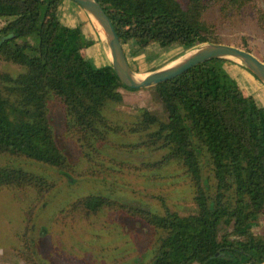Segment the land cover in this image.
<instances>
[{
	"label": "trees",
	"instance_id": "1",
	"mask_svg": "<svg viewBox=\"0 0 264 264\" xmlns=\"http://www.w3.org/2000/svg\"><path fill=\"white\" fill-rule=\"evenodd\" d=\"M96 1L121 45L132 41L139 50L150 44L184 51L223 44L217 27L206 20L212 8L224 23L251 14L264 32V12L255 0ZM61 2L0 0V39L6 37L0 44V157L7 159L0 164V190L31 191L40 203L56 189L55 180L22 169V161L61 177L82 176L56 142L49 119L55 103L64 136L77 143L88 167L85 175H108L104 160L122 163L101 151L111 136L133 138L119 149L163 152L145 166H175L191 188L193 206L182 214L161 198L156 210L90 193L63 207L64 217L89 222L117 212L143 224L150 231L151 255L137 264H264V235L253 230L264 223V107L244 96L224 72L222 65L232 63L208 61L149 89L162 115L140 107L131 120L114 122L107 112L123 105L120 89L135 90L124 87L111 66L96 68L82 56L94 41L81 24L68 28L60 23ZM241 49L251 53L245 42ZM34 206L24 213L21 248L15 250L23 264H42L28 237Z\"/></svg>",
	"mask_w": 264,
	"mask_h": 264
},
{
	"label": "rangeland",
	"instance_id": "2",
	"mask_svg": "<svg viewBox=\"0 0 264 264\" xmlns=\"http://www.w3.org/2000/svg\"><path fill=\"white\" fill-rule=\"evenodd\" d=\"M255 3L264 12V0H255ZM206 20L217 27L223 44L241 48V42H245L251 53L264 61V32L255 25L251 14L224 23L218 10L212 8L207 13ZM2 25L0 20V28ZM94 31L98 36L99 31L95 27ZM105 48L108 52L106 46ZM86 54L94 55L100 64L103 63L104 59L101 55L98 57L94 49L84 51L85 59ZM154 55L151 57H155ZM88 61L92 63V60ZM94 62L92 64L95 67H101ZM227 64H223L222 69L235 81L243 95L253 97L258 106L264 107L263 85L246 70ZM120 93L123 105L110 107L107 112L112 121H129L140 107L162 115V106L152 90L132 92L120 89ZM49 119L58 146L70 164L82 172V176L61 177L36 163H19L26 171L49 176L55 180L57 187L40 203L35 202V195L31 191L0 190V264H23L16 257L15 250L21 248L19 241L25 228L24 213L34 205L33 222L30 224L28 237L38 263L137 264L138 260H148L151 255L148 246L150 231L143 224L117 212L100 215L89 222L80 221L70 215L64 217L61 210L80 196L98 193L130 206L156 210L161 208V198L169 207L187 214L193 206L191 188L186 179L175 166L161 170L146 167L145 164L158 161L163 152H127L119 149V146L131 144L134 139L118 136H111L109 143L101 151L107 158L122 163L112 165L104 160L103 165L108 168V175L103 174L104 176L95 179L88 177L85 175L88 167L81 158L77 143L64 136L61 111L55 103L49 106ZM5 163L7 159L0 157V164ZM253 230L257 235H264V223L258 222Z\"/></svg>",
	"mask_w": 264,
	"mask_h": 264
},
{
	"label": "water",
	"instance_id": "3",
	"mask_svg": "<svg viewBox=\"0 0 264 264\" xmlns=\"http://www.w3.org/2000/svg\"><path fill=\"white\" fill-rule=\"evenodd\" d=\"M76 4L99 31L98 37L105 43L111 68L119 82L129 90H147L180 76L184 72L208 61L223 60L242 67L264 87V62L254 54L239 47L225 44H201L186 50L168 66L140 77L127 63L123 47L104 10L96 0H69ZM100 29H98V28ZM6 37L0 39V44ZM218 257L215 255L214 258ZM221 258L223 255L220 256Z\"/></svg>",
	"mask_w": 264,
	"mask_h": 264
},
{
	"label": "crops",
	"instance_id": "4",
	"mask_svg": "<svg viewBox=\"0 0 264 264\" xmlns=\"http://www.w3.org/2000/svg\"><path fill=\"white\" fill-rule=\"evenodd\" d=\"M71 3L72 2L69 0H62L58 9V19L60 23L68 28H74L81 24L84 35L94 41V44L88 49H94V51L97 52V56L99 57L101 55L104 60L103 63L100 64L99 59L94 58V55L91 56L90 54H86V59L92 60V63L95 61V65L101 67L109 66L110 62L106 48L100 38L96 36L91 22L77 5ZM122 47L128 65L134 73L140 77H146L149 74L168 66L185 52L181 46L176 45L167 49H162L157 44H150L144 49L139 50L137 45L132 41ZM85 50L87 49L81 51L82 56ZM152 54H155V57H151ZM83 57L85 58V56ZM230 65H234L237 68L244 70L238 65L229 64L228 66Z\"/></svg>",
	"mask_w": 264,
	"mask_h": 264
}]
</instances>
